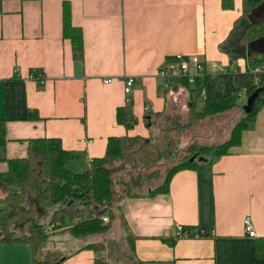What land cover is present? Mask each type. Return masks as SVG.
<instances>
[{"label": "crops", "instance_id": "crops-1", "mask_svg": "<svg viewBox=\"0 0 264 264\" xmlns=\"http://www.w3.org/2000/svg\"><path fill=\"white\" fill-rule=\"evenodd\" d=\"M64 1L71 23L82 30L80 61L62 37ZM241 8V0H233L230 10L222 9L220 0H0V118L6 120L7 140L0 147V173L7 170L5 159L26 156L28 139H59L63 149L80 154L68 164L79 172L88 160L104 154L109 137L155 134L165 124L150 113L164 111L166 95L178 90L165 88L159 69L180 55L198 57L209 73L224 72L228 56L219 45ZM37 70L41 86L31 74ZM129 77L135 81L125 94ZM107 79L111 81L105 83ZM127 104L137 122L125 131L116 109ZM28 111L38 118L25 119ZM200 166L175 173L167 193L151 195L153 186H147L118 200L116 227L124 240L126 230L118 218L123 216L136 237L132 260L264 264L254 249L255 238L264 239V107L239 146L206 157ZM245 217L255 238L244 233ZM178 226L200 228L208 236L180 237L173 246L159 240L175 235ZM91 240L68 253L56 250L62 256L52 264H93L96 254L83 248ZM124 242L120 252L109 249L107 255L105 249L107 264H129L131 252ZM0 264H32L30 247L1 246Z\"/></svg>", "mask_w": 264, "mask_h": 264}, {"label": "trees", "instance_id": "trees-1", "mask_svg": "<svg viewBox=\"0 0 264 264\" xmlns=\"http://www.w3.org/2000/svg\"><path fill=\"white\" fill-rule=\"evenodd\" d=\"M264 0H241V14L234 21L228 38L219 45V49L228 56L229 67L224 72L209 73L206 70L195 76L192 82L183 76L174 77L172 87L183 86L191 94L187 118L190 124H197L201 120L226 112L237 105L240 94L250 98L255 97L251 107L244 112L243 118L235 123L228 138L220 144L203 145L186 156L183 161L171 165L164 175L162 183L152 188L151 195L167 193L171 177L181 170H200V162H192L188 158L193 154L196 157H218L232 152V149L241 143L244 131L251 128L258 112L264 107V50L262 52H248L246 47L257 40L264 39V16L253 18V11ZM224 10L233 8V0H220ZM61 33L64 39L70 42L74 60L80 61L83 56V35L81 28L73 25L70 19L69 4L64 1L62 7ZM186 59V57H183ZM241 59L242 65H236ZM166 65L177 62L176 57L169 59ZM37 71H31L32 77L41 86L43 76ZM242 92V93H241ZM201 97L203 104L196 110L195 102ZM162 113H150L156 117ZM37 113L28 111L25 119H37ZM116 120L125 131L130 130L137 122L130 105L116 109ZM6 120L0 118V147L7 140L5 137ZM181 129L175 126H159L156 137L145 138L140 135L109 137L104 154L101 157L91 158L79 172L68 168L70 161L78 159L79 153L62 148L57 138H32L27 140L26 156L23 158L5 159L7 170L0 173V188L7 190L0 196V248L3 245L27 244L30 247L32 264H52L60 259L62 253L44 248L47 237L44 234L43 224L33 222L36 214L45 208H53L54 212L49 225L55 231H67L76 238L103 234L110 228V223L103 222L104 216L112 215L115 180L113 174L116 164L122 160L136 158L143 166H147L158 158H171L176 150L177 137ZM2 160V159H0ZM135 193L132 195H138ZM29 203L28 207L24 202ZM31 204V205H30ZM59 205V207H58ZM122 226L126 230L125 240L131 252L127 262L132 260L134 253L135 236L127 230L123 216H120ZM24 225H28L26 234H19ZM207 237L200 228L182 226V233L173 236H160L159 240L173 246L180 237ZM93 251L96 256L93 264H107L104 252L105 243L102 241L89 242L83 246ZM255 256H264V239L255 238ZM131 261V263H130Z\"/></svg>", "mask_w": 264, "mask_h": 264}, {"label": "rangeland", "instance_id": "rangeland-1", "mask_svg": "<svg viewBox=\"0 0 264 264\" xmlns=\"http://www.w3.org/2000/svg\"><path fill=\"white\" fill-rule=\"evenodd\" d=\"M262 8H264V3L262 4ZM237 62H239L238 64L240 66L242 65V60ZM166 97L167 101L165 103V109H163L164 111H161V115L156 116L155 121L165 124L161 126H175L181 129V132L177 137V146L173 156L168 159L158 158L147 166H143L136 158H130L126 161L122 160L116 164V171L113 174V179L115 180L114 191L116 194L112 204V215L104 216L107 218V222L111 223L110 230H107V234L105 235L103 233L89 236L87 238H75L67 231L62 233L58 232L59 229L55 231L52 230V226L48 223L52 218L54 212L53 208H45L43 212L36 214L33 222L45 225L44 234L47 237V241L44 248L46 250H61L68 253L80 242L92 238V242L102 241L105 243L107 255H110L109 251L111 249L114 252H120L125 244V238L124 240L122 239L121 229H118L115 223V219H117L115 206L118 200L126 193H138L141 190H145L147 186H153V188L158 187L163 181L166 170L176 162L183 161L186 156L192 152V149H196L203 145L220 144L225 141L228 138L232 126L243 118L245 114L243 106L247 101V97L240 94L237 100V105L230 110L203 119L197 124H190L187 118V111L189 108V101L192 100L188 89L183 86H178V90L175 93H168ZM202 103V98L197 97L195 102L196 110H200ZM155 134H149L145 136V138L154 139L156 137ZM70 168L72 169V167ZM148 174H150V176ZM6 191L7 190H4L3 192V190L0 189V196L4 195ZM24 205L28 207L29 203L25 201ZM118 218L119 224H122L120 216H118ZM27 229L28 225H24L18 233L26 234ZM105 253L104 250V252L99 253L98 255H104ZM109 261L112 263L110 259Z\"/></svg>", "mask_w": 264, "mask_h": 264}, {"label": "built area", "instance_id": "built-area-1", "mask_svg": "<svg viewBox=\"0 0 264 264\" xmlns=\"http://www.w3.org/2000/svg\"><path fill=\"white\" fill-rule=\"evenodd\" d=\"M177 62H171L168 65H165L164 67L160 68L158 71L159 76L163 80V85L165 88H172L170 82L171 80L176 77V78H181L183 76L188 78L189 82L193 81V78L195 76L201 75L204 71L205 68L203 66V63L201 60H199L198 57L196 56H190L187 57L186 59L183 58V56H176ZM110 79L105 80L104 82H110ZM134 79L132 77H129L125 81V86H124V92L125 94H129L130 92V87L134 83ZM103 222H107V218L104 217ZM243 226H244V233L246 236L250 238H255L256 237V232L253 229V226L251 224V220L249 217H245L243 221ZM182 233V227L178 226L176 230V235ZM185 237L187 236V233L183 234ZM198 236V233L195 234V237Z\"/></svg>", "mask_w": 264, "mask_h": 264}, {"label": "water", "instance_id": "water-1", "mask_svg": "<svg viewBox=\"0 0 264 264\" xmlns=\"http://www.w3.org/2000/svg\"><path fill=\"white\" fill-rule=\"evenodd\" d=\"M264 3V1H263ZM262 3V4H263ZM262 4L260 6H258L254 11H253V18H259V17H262L264 16V8H262ZM247 51L248 52H262L264 50V39H260V40H257L255 41L254 43L252 44H249L247 47H246ZM255 97V94H253L250 98H247V101H246V104L243 106V109L245 112H247L250 107H251V102L253 100V98ZM197 160L198 162H201V161H204L205 158L203 157H196V154L195 155H192L188 161L189 162H192L194 160Z\"/></svg>", "mask_w": 264, "mask_h": 264}]
</instances>
